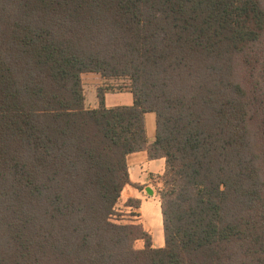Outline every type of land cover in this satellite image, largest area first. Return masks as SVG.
I'll return each mask as SVG.
<instances>
[{"label": "trees", "instance_id": "trees-1", "mask_svg": "<svg viewBox=\"0 0 264 264\" xmlns=\"http://www.w3.org/2000/svg\"><path fill=\"white\" fill-rule=\"evenodd\" d=\"M262 42L264 0H0V264H264L239 72ZM87 72L128 79L133 105L107 108L106 84L87 108ZM144 150L166 159L162 248L112 221Z\"/></svg>", "mask_w": 264, "mask_h": 264}, {"label": "rangeland", "instance_id": "rangeland-1", "mask_svg": "<svg viewBox=\"0 0 264 264\" xmlns=\"http://www.w3.org/2000/svg\"><path fill=\"white\" fill-rule=\"evenodd\" d=\"M243 60L241 59L239 66L240 77L243 86L255 100L253 129L257 149L261 159H264V153L262 154V148L264 152V42L258 45L255 52H250V56L245 58V61ZM87 81L88 78L85 76V82L87 83ZM105 83L111 85V92L120 93L125 91L124 86L129 83V80H112ZM262 165L264 168V162ZM131 171L130 184L125 187V192L122 193L116 205L112 221L117 224H131L132 221H140L139 223L146 229L153 228L156 239L160 234V228H162L164 238L159 193L164 188L165 169H132ZM148 188L153 190V195H149ZM130 194H134V196L129 198ZM134 246L136 249H144V241L137 240Z\"/></svg>", "mask_w": 264, "mask_h": 264}, {"label": "crops", "instance_id": "crops-1", "mask_svg": "<svg viewBox=\"0 0 264 264\" xmlns=\"http://www.w3.org/2000/svg\"><path fill=\"white\" fill-rule=\"evenodd\" d=\"M85 76H87L88 78L87 83L85 82ZM82 79H83V86H84L85 99H86L85 105L89 109H97L100 106L98 91L100 88H103L106 85L105 83L106 81L102 78V76L99 73H94V72L84 73L82 75ZM133 103H134V99L132 93L126 90L120 93L111 92V91H107L105 93V105L107 108H114L118 106H131L133 105ZM145 120H146V131H147L148 141L149 143H152L155 139L156 128H157L155 113H147L145 116ZM127 164L129 169V175L132 174L131 171L132 169H166L165 158L152 160L149 158L148 152L146 150L135 152L128 155ZM127 186H129V184ZM124 192H125V188L122 193ZM133 196L134 194H130L129 198ZM139 222L140 221H135V222L132 221L131 224H141ZM145 230L152 235L154 248H162L165 246V238H163L162 235V228H160V234L157 239L154 237L153 228L149 227L147 229L145 228ZM144 248H145V242H144Z\"/></svg>", "mask_w": 264, "mask_h": 264}, {"label": "water", "instance_id": "water-1", "mask_svg": "<svg viewBox=\"0 0 264 264\" xmlns=\"http://www.w3.org/2000/svg\"><path fill=\"white\" fill-rule=\"evenodd\" d=\"M149 195H153V190H151L150 188L147 189Z\"/></svg>", "mask_w": 264, "mask_h": 264}]
</instances>
